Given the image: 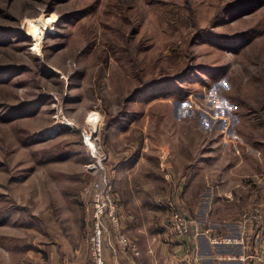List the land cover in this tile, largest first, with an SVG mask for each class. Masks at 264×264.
Returning <instances> with one entry per match:
<instances>
[{
  "label": "rangeland",
  "instance_id": "rangeland-1",
  "mask_svg": "<svg viewBox=\"0 0 264 264\" xmlns=\"http://www.w3.org/2000/svg\"><path fill=\"white\" fill-rule=\"evenodd\" d=\"M0 29V264L37 234L86 232L92 113L98 152L116 130L151 148L196 138L212 217L264 212V0H0Z\"/></svg>",
  "mask_w": 264,
  "mask_h": 264
},
{
  "label": "crops",
  "instance_id": "crops-1",
  "mask_svg": "<svg viewBox=\"0 0 264 264\" xmlns=\"http://www.w3.org/2000/svg\"><path fill=\"white\" fill-rule=\"evenodd\" d=\"M132 124L128 125L129 130L133 129ZM148 125V120L142 124L144 131ZM124 135L116 130L113 139H108V146H114V151L110 152L106 172L117 197L122 229L137 246L140 255L135 256L130 251L113 252L105 241L106 264H193L197 257L201 264H264L259 261L258 243L254 237L236 244L212 243L215 237L239 239V218H213L211 209L219 204V194L213 200L217 191H209L207 198L202 196L203 191H197V178L202 179L209 172L206 166L197 164L196 138L178 137L169 145L162 143L151 148L152 142L147 137L143 142L142 139L125 142ZM220 143V140H210V147L202 152L211 151L212 145ZM149 149L157 151V156L149 153ZM182 152L196 154L190 160L180 159L185 167L175 164L176 157ZM161 155L170 158V171L165 174L171 178L168 181L156 170L155 160ZM226 196L229 199L228 193ZM173 204L190 220L187 237L171 235L168 216ZM82 207L86 215V232L83 227L75 228L67 239L64 236L61 242L55 239L56 244L45 242V235L37 234L32 246L16 245L13 252L2 258V264H92L86 242L91 231L89 204ZM55 237L58 236L55 234ZM260 244L264 249V242Z\"/></svg>",
  "mask_w": 264,
  "mask_h": 264
},
{
  "label": "built area",
  "instance_id": "built-area-1",
  "mask_svg": "<svg viewBox=\"0 0 264 264\" xmlns=\"http://www.w3.org/2000/svg\"><path fill=\"white\" fill-rule=\"evenodd\" d=\"M60 124H65L61 122ZM70 127H72L70 125ZM98 131V129H97ZM90 128L83 130L82 140L88 149L94 152L95 160L85 165L88 174L96 176L85 188L83 194L89 200V211L91 219V231L86 239L92 264H106L104 258V245L107 241L113 252H132L139 256L137 246L131 242L122 229L121 217L118 211L117 197L113 190L112 181L106 172V163L109 156L94 147L95 133ZM91 132L92 135H88ZM170 177L168 174L166 178ZM169 227L171 235L179 237L189 236L190 220L173 204L169 210ZM240 238L212 239L214 244H236L254 237L259 248V261L264 263V249L260 242H264V212L262 207L254 206L246 208L238 222ZM193 264H201L199 258Z\"/></svg>",
  "mask_w": 264,
  "mask_h": 264
},
{
  "label": "bare ground",
  "instance_id": "bare-ground-1",
  "mask_svg": "<svg viewBox=\"0 0 264 264\" xmlns=\"http://www.w3.org/2000/svg\"><path fill=\"white\" fill-rule=\"evenodd\" d=\"M41 25H45V23L44 22H42L41 23ZM42 27V26H41ZM34 30H36V33L40 30V27L39 26H35V29ZM35 35V34H34ZM33 35V36H34ZM40 40V39H39ZM38 41V40H37ZM187 85V84H186ZM181 99V98H180ZM182 100V99H181ZM187 112V111H186ZM94 114L92 113L91 114V116H90V118H89V120H88V122H87V124L88 125H90V130H91V132L92 133H94L95 131H97V129H98V125H97V119L93 116ZM68 124V123H67ZM91 132H89L88 133V135L90 136V135H92V133Z\"/></svg>",
  "mask_w": 264,
  "mask_h": 264
},
{
  "label": "trees",
  "instance_id": "trees-1",
  "mask_svg": "<svg viewBox=\"0 0 264 264\" xmlns=\"http://www.w3.org/2000/svg\"><path fill=\"white\" fill-rule=\"evenodd\" d=\"M2 31H4V30L0 29V33H2Z\"/></svg>",
  "mask_w": 264,
  "mask_h": 264
}]
</instances>
